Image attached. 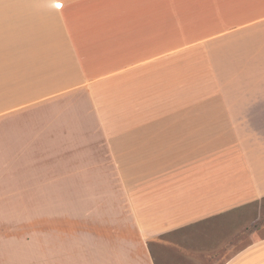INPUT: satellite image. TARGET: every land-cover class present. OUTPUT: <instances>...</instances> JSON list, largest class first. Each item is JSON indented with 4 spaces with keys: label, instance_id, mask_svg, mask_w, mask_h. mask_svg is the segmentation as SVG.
Wrapping results in <instances>:
<instances>
[{
    "label": "crops",
    "instance_id": "crops-1",
    "mask_svg": "<svg viewBox=\"0 0 264 264\" xmlns=\"http://www.w3.org/2000/svg\"><path fill=\"white\" fill-rule=\"evenodd\" d=\"M261 18L264 0H0V118L65 99L70 138L105 150L81 159L112 162L106 188H78L107 193L106 242L92 233L64 264H156L148 242L201 224L234 246L228 214L264 199V128L238 124L223 90L196 92L195 65ZM219 264H264V236Z\"/></svg>",
    "mask_w": 264,
    "mask_h": 264
},
{
    "label": "rangeland",
    "instance_id": "rangeland-1",
    "mask_svg": "<svg viewBox=\"0 0 264 264\" xmlns=\"http://www.w3.org/2000/svg\"><path fill=\"white\" fill-rule=\"evenodd\" d=\"M209 49L210 65H195V91L223 90L238 124L258 132L264 128V18L212 40ZM207 76L210 79H203ZM72 106L74 103L64 99L0 118L2 264H64L65 249L71 253L82 247L90 250L94 247L92 233L104 236L107 232V193L78 188H106V172L112 162L81 159L96 146L70 138L73 132L65 122ZM88 118L83 137L94 135L93 118ZM97 172L100 176H94ZM109 179L112 183L114 178ZM228 217L241 225L235 237L232 235L233 247H244L264 236V199L236 209ZM217 231L221 230L215 231L214 238ZM212 234L210 225L201 224L197 230L185 228L151 240L148 247L156 264H219L233 247L219 251L217 242L211 247ZM103 238L105 243L107 238ZM72 259L68 258V264Z\"/></svg>",
    "mask_w": 264,
    "mask_h": 264
}]
</instances>
